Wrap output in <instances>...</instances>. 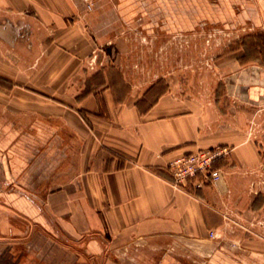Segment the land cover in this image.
<instances>
[{
    "label": "crops",
    "instance_id": "0c3cea01",
    "mask_svg": "<svg viewBox=\"0 0 264 264\" xmlns=\"http://www.w3.org/2000/svg\"><path fill=\"white\" fill-rule=\"evenodd\" d=\"M262 12L258 0H0V264L53 263L70 243L93 264H252L234 235L263 208L243 120L128 61L151 35ZM217 145L231 149L222 180L174 184L171 160Z\"/></svg>",
    "mask_w": 264,
    "mask_h": 264
},
{
    "label": "rangeland",
    "instance_id": "374dc122",
    "mask_svg": "<svg viewBox=\"0 0 264 264\" xmlns=\"http://www.w3.org/2000/svg\"><path fill=\"white\" fill-rule=\"evenodd\" d=\"M258 1L264 3V0ZM261 15L264 18L263 12ZM248 21L240 28L217 23L180 34L151 35L143 41L148 51L143 56L131 57L128 64L149 67L146 73L132 72L135 77L147 76L149 81L158 77L159 82L165 84L178 81L182 88L194 92L198 98L220 102L224 111L238 114L243 120L260 150L261 163L253 171L252 178L257 183L253 188L258 190L255 201L259 200L263 208L245 218L249 229L243 228L234 235L248 248L249 259L254 258L252 264H264V21ZM237 49L243 54L232 59H238L240 65L232 66L226 62V55ZM239 75L243 79L236 86ZM223 235L231 241L232 234ZM68 246V258L59 254L54 256L53 263L46 264H93L89 257H75L74 254L82 253V249L72 243ZM21 264L44 262L22 257Z\"/></svg>",
    "mask_w": 264,
    "mask_h": 264
},
{
    "label": "built area",
    "instance_id": "2783aa9c",
    "mask_svg": "<svg viewBox=\"0 0 264 264\" xmlns=\"http://www.w3.org/2000/svg\"><path fill=\"white\" fill-rule=\"evenodd\" d=\"M230 151L227 145H217L176 156L169 164L174 184L185 186L191 178L198 176L201 178L195 182L197 187L202 186L206 181L219 182L223 178V172L215 166V162L228 155ZM217 236L218 233L215 230L210 231V237L216 238Z\"/></svg>",
    "mask_w": 264,
    "mask_h": 264
},
{
    "label": "water",
    "instance_id": "95a60500",
    "mask_svg": "<svg viewBox=\"0 0 264 264\" xmlns=\"http://www.w3.org/2000/svg\"><path fill=\"white\" fill-rule=\"evenodd\" d=\"M0 31H2V28H0ZM4 33V32H3Z\"/></svg>",
    "mask_w": 264,
    "mask_h": 264
}]
</instances>
